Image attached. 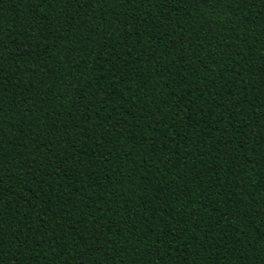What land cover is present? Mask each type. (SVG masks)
<instances>
[{
  "label": "trees",
  "instance_id": "16d2710c",
  "mask_svg": "<svg viewBox=\"0 0 264 264\" xmlns=\"http://www.w3.org/2000/svg\"><path fill=\"white\" fill-rule=\"evenodd\" d=\"M0 264H264V0H0Z\"/></svg>",
  "mask_w": 264,
  "mask_h": 264
}]
</instances>
